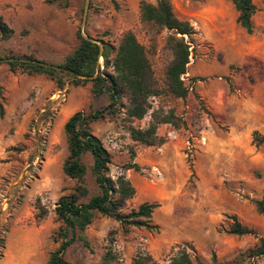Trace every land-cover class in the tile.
<instances>
[{
  "label": "rangeland",
  "instance_id": "1",
  "mask_svg": "<svg viewBox=\"0 0 264 264\" xmlns=\"http://www.w3.org/2000/svg\"><path fill=\"white\" fill-rule=\"evenodd\" d=\"M48 1L0 0V16L14 31L7 41H0L1 57L32 56L60 65L73 53L86 0ZM156 1L89 0L82 31L114 50L131 32L145 48L159 92L149 99L146 116L130 120L121 111L92 124L90 130L111 154L110 176L125 174L135 188L123 212L137 210L143 203L157 204L150 218L156 228H125L96 215L84 232H77L88 246L76 241L66 250L63 259L71 264H101L109 247L117 257L115 264H132L139 253L149 254L157 264H168L183 249L201 264H211L213 254L218 262H231L264 237V216L253 203L264 196V145L253 138L254 133L264 137V0H253L251 35L236 23L237 13L227 0H168L174 15L195 31L182 76L189 90L184 100L167 93L166 71L173 59L169 32L140 19L141 3ZM99 66L102 70V58ZM63 79L64 87L57 89L44 76V97L34 104L35 91L30 89L24 100H11V120L0 121V133L14 141L9 151L20 155L18 168L4 178L6 187L0 190V238L4 237L0 264H46L60 244L61 223L54 208L75 186L62 172L67 157L63 126L74 113L100 110L108 103L105 96H90V83L72 86L70 79ZM123 104L127 105L126 99ZM154 110L172 111L180 118L177 130L188 144L178 155L164 158L158 147L131 140L129 127L145 130ZM201 136L207 138L204 145ZM158 138L166 142L163 135ZM209 138L217 139L210 148ZM142 154L156 159L153 168L125 170ZM84 163L91 196L97 190L89 157ZM36 199L47 211L41 221L35 220ZM232 217L255 234H230ZM255 263L264 264V259Z\"/></svg>",
  "mask_w": 264,
  "mask_h": 264
},
{
  "label": "trees",
  "instance_id": "2",
  "mask_svg": "<svg viewBox=\"0 0 264 264\" xmlns=\"http://www.w3.org/2000/svg\"><path fill=\"white\" fill-rule=\"evenodd\" d=\"M57 0H49L48 3ZM114 1V0H112ZM205 1V0H192ZM231 2L236 13V23L248 35L253 33L252 17L256 8L253 0H227ZM140 19L146 23H153L169 32L167 44L171 49L172 61L166 71L167 93L174 99L184 100L188 95V88L182 81L186 74L189 63L190 44H193L195 31L187 21L179 20L173 13L168 0H157L156 4L142 2L140 5ZM0 41H7L14 35V31L0 16ZM79 43L73 53L65 58L60 65L67 70L73 71L80 78L70 74L45 68L35 64L21 62L1 63L7 65L12 73H20L27 76L43 75L57 89L64 87V77L71 80L72 86L90 83V96L99 98L105 96L107 105L100 110L90 109L89 112L79 111L71 115L63 126L67 146V157L62 165L63 174L74 181L73 190L61 196L54 208V214L61 223L58 236L60 244L56 250L49 254L46 264H71L63 259L66 250L76 241L88 246L82 236L77 232H84L92 224L96 215L111 218L122 227L154 229L150 218L157 204H141L137 210L124 213L126 203L135 195V188L125 174H119L115 179L110 176L111 154L105 148L102 141L93 135L90 126L94 123L115 117L124 111L126 118L130 120H142L150 109L149 99L158 95L151 67L146 55L145 48L138 42L135 35L127 32L123 35L118 47L114 50L105 45L101 53L103 69L96 74V66L99 63V47L96 44L84 40L77 34ZM188 39V41L185 40ZM9 58H24L37 60L32 56L6 55L0 60ZM100 68V66H99ZM110 71V72H109ZM95 78L90 79L95 76ZM3 92L0 87V118L4 116ZM126 99L127 105L123 104ZM181 120L172 111L163 113L154 110L151 113V122L145 130L129 127L128 132L133 142L144 147H159L165 140L158 138L157 129L160 125H169L174 129L180 127ZM257 145H264V137L258 133L253 134ZM89 157L90 175L93 179L97 193L90 196L86 186V174L88 167L84 159ZM125 170L139 171L137 164H128ZM256 211L264 216V196L260 200L253 201ZM34 208L37 211L36 221H41L47 214L41 205L40 199H36ZM229 233L233 235H254L252 229L242 226L236 217L231 218ZM7 232V230H5ZM113 240H110L111 246ZM0 248L4 249V237L0 238ZM264 259V237L257 244L243 252L238 259L231 262H218L213 254L211 264H256L255 260ZM116 255L111 247L103 254L101 264H115ZM201 264L198 258H192L185 250H180L177 255L169 260L168 264ZM132 264H157L146 253L137 254Z\"/></svg>",
  "mask_w": 264,
  "mask_h": 264
},
{
  "label": "crops",
  "instance_id": "3",
  "mask_svg": "<svg viewBox=\"0 0 264 264\" xmlns=\"http://www.w3.org/2000/svg\"><path fill=\"white\" fill-rule=\"evenodd\" d=\"M3 18V17H2ZM4 20V19H3ZM26 49L22 51V55L25 54ZM241 52V50H240ZM39 60V59H37ZM0 87L2 88L3 92V108H4V116L0 118L1 120L10 121L12 114H11V105L10 102L13 99L16 101L24 100L26 94L30 89L35 91V102L44 97V76L43 75H35V76H27L20 73H12L7 65H0ZM28 114L26 117H29ZM25 119V118H24ZM24 121V120H23ZM157 129V136L163 135L166 139V142L157 148L158 152L164 153V158L168 155L175 156V154H179L181 150L184 148L186 144H188V140L185 138L183 134H180V130L174 129L170 130L167 129L170 127L169 125H160ZM166 132V134H165ZM189 131H187L188 133ZM6 134L0 133V190L6 186H4V178L14 172L18 168V159L20 155H16L15 153L9 151V149L13 146L14 141L11 137L6 138ZM209 148L213 145H216L217 139L209 138ZM156 154V153H155ZM157 155V154H156ZM5 163H1V160L4 158ZM158 158V157H156ZM136 163L139 167H151L153 168L154 165L157 163L156 159L153 157L151 158L148 155H139L136 159ZM143 191V189H141ZM24 238V237H22ZM21 238V239H22ZM23 240H28L25 238ZM31 243L34 241L31 240ZM40 258V257H39ZM30 259V258H29ZM42 258H40L41 260ZM43 260V259H42ZM30 261H35V263H40L39 260L30 259ZM44 261H42L43 263ZM30 262H27L29 264Z\"/></svg>",
  "mask_w": 264,
  "mask_h": 264
},
{
  "label": "water",
  "instance_id": "4",
  "mask_svg": "<svg viewBox=\"0 0 264 264\" xmlns=\"http://www.w3.org/2000/svg\"><path fill=\"white\" fill-rule=\"evenodd\" d=\"M88 1L89 0H86L85 2V7H84V11H83V20H82V23H81V37L88 41V42H91L93 44H96L98 45L99 47V59L101 58V53L103 51V44L101 41H98V40H95L89 36H86L84 33H82L84 27H85V24H86V18H87V13H88ZM2 38V35H0V40ZM14 61H17V62H21V63H26V64H35V65H39V66H42V67H45V68H50V69H54V70H57L59 72H64V73H67V74H70L72 76H75L77 78H80L78 74H76L75 72L73 71H70V70H67L63 67H60V66H57V65H53V64H49V63H45V62H42V61H39V60H30V59H24V58H9V59H4V60H0L1 63H10V62H14ZM100 68H99V63L97 64L96 66V74L99 72ZM95 76L91 77L90 79H93L95 78Z\"/></svg>",
  "mask_w": 264,
  "mask_h": 264
},
{
  "label": "built area",
  "instance_id": "5",
  "mask_svg": "<svg viewBox=\"0 0 264 264\" xmlns=\"http://www.w3.org/2000/svg\"><path fill=\"white\" fill-rule=\"evenodd\" d=\"M206 141H207L206 136H201V138L199 139V142L201 145H204L206 143Z\"/></svg>",
  "mask_w": 264,
  "mask_h": 264
}]
</instances>
